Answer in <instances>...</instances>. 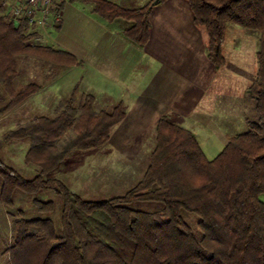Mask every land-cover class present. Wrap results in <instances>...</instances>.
I'll return each instance as SVG.
<instances>
[{
	"label": "trees",
	"instance_id": "obj_1",
	"mask_svg": "<svg viewBox=\"0 0 264 264\" xmlns=\"http://www.w3.org/2000/svg\"><path fill=\"white\" fill-rule=\"evenodd\" d=\"M84 1L95 3L93 11L107 19L133 21L130 34L137 42L146 40L152 2L125 9L106 0ZM181 1L194 25L204 30L206 59L214 67L225 64L227 25L257 34L255 77L246 89L254 114L246 119V130L229 135L209 160L191 131L162 116L135 186L107 200H84L48 176L72 152L103 146L126 113L122 102L109 111L95 110L91 94L77 102L74 87L53 116H35L3 136L5 143L25 142V164L36 169L32 178H24L0 160V204L11 210L18 192L33 197L36 213L25 218L17 211L3 251L7 264H264V0ZM9 4L0 0V116L42 89L37 82L15 87L20 58L42 60L56 69L80 65L64 50L36 44L38 33L25 20L15 25ZM45 192L61 200L58 227L52 218L54 203L36 198ZM138 203L155 207H132Z\"/></svg>",
	"mask_w": 264,
	"mask_h": 264
},
{
	"label": "rangeland",
	"instance_id": "obj_2",
	"mask_svg": "<svg viewBox=\"0 0 264 264\" xmlns=\"http://www.w3.org/2000/svg\"><path fill=\"white\" fill-rule=\"evenodd\" d=\"M106 1L125 9H139L152 2L146 40L137 42L136 35L130 34L133 21L107 19L93 11L95 3L74 2L77 11L69 21L67 41L80 65L56 69L42 60L20 58L15 87L37 82L42 89L0 116V160L24 178H32L36 169L24 161L27 144L5 143L3 136L8 130L35 116H53L74 87L77 102L83 95L95 97V110L109 111L114 103L122 102L126 116L111 129L109 140L96 149L72 152L48 176L90 201L124 195L142 178L154 147L153 129L162 116L189 129L211 160L229 135L246 130L245 121L254 114L246 89L255 77V32L227 25L222 46L225 64L214 67L206 59V34L194 25L183 1ZM60 4L62 10L64 3ZM61 23L62 18L47 30L46 37L58 49L53 32ZM3 96L0 89V108ZM32 198L17 192L11 210L0 204V264L8 261L3 251L10 243L12 220L19 218L17 211L22 210L25 218L36 216ZM36 198L54 203L52 218L58 227L60 198L49 192ZM260 200L264 202V195ZM132 207L152 210L155 205Z\"/></svg>",
	"mask_w": 264,
	"mask_h": 264
},
{
	"label": "built area",
	"instance_id": "obj_3",
	"mask_svg": "<svg viewBox=\"0 0 264 264\" xmlns=\"http://www.w3.org/2000/svg\"><path fill=\"white\" fill-rule=\"evenodd\" d=\"M11 18L15 25L25 20L38 33L33 41L39 45H50L47 41V30L59 23L63 13V0H9ZM62 1V2H60Z\"/></svg>",
	"mask_w": 264,
	"mask_h": 264
},
{
	"label": "crops",
	"instance_id": "obj_4",
	"mask_svg": "<svg viewBox=\"0 0 264 264\" xmlns=\"http://www.w3.org/2000/svg\"><path fill=\"white\" fill-rule=\"evenodd\" d=\"M76 1L78 2V0H63L64 6L62 7L63 8L62 9V13H63L62 23L59 25V28L57 27L55 29V32H53V35L55 37V40L57 41V44L60 46V49L72 54L77 59L78 57L75 55V51L73 52L71 50V48L68 45L69 43L67 41V39H68V30L67 29L69 26V21L71 22L72 18L75 16L74 13L77 11L76 7L72 6L73 3ZM192 19H193V17H192ZM174 124H176V123H174ZM177 125H179V124H177ZM183 128H185V127H183ZM185 129H187V128H185ZM187 130H189V129H187Z\"/></svg>",
	"mask_w": 264,
	"mask_h": 264
},
{
	"label": "water",
	"instance_id": "obj_5",
	"mask_svg": "<svg viewBox=\"0 0 264 264\" xmlns=\"http://www.w3.org/2000/svg\"><path fill=\"white\" fill-rule=\"evenodd\" d=\"M157 2H158V0H156L154 4H157Z\"/></svg>",
	"mask_w": 264,
	"mask_h": 264
}]
</instances>
